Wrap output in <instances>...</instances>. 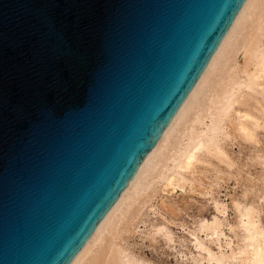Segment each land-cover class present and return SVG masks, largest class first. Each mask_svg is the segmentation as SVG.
Returning a JSON list of instances; mask_svg holds the SVG:
<instances>
[{
  "label": "water",
  "instance_id": "water-1",
  "mask_svg": "<svg viewBox=\"0 0 264 264\" xmlns=\"http://www.w3.org/2000/svg\"><path fill=\"white\" fill-rule=\"evenodd\" d=\"M245 0H0V264H70Z\"/></svg>",
  "mask_w": 264,
  "mask_h": 264
},
{
  "label": "bare ground",
  "instance_id": "bare-ground-1",
  "mask_svg": "<svg viewBox=\"0 0 264 264\" xmlns=\"http://www.w3.org/2000/svg\"><path fill=\"white\" fill-rule=\"evenodd\" d=\"M233 118L237 133L258 143V129L264 127V0H245L182 105L70 264H149L124 246V232L134 233L135 221H145L144 208L158 188L170 192L184 187L187 172L205 156L224 151L226 122ZM260 157L264 164V155ZM214 202L216 211L226 212V203L217 198ZM235 206L239 243L233 244L218 214L203 218L198 231L192 232L196 245L206 252L202 259L212 264H264L261 209L254 202L237 201ZM199 232L227 237L228 249L214 251ZM166 237L172 239V234Z\"/></svg>",
  "mask_w": 264,
  "mask_h": 264
},
{
  "label": "rangeland",
  "instance_id": "rangeland-1",
  "mask_svg": "<svg viewBox=\"0 0 264 264\" xmlns=\"http://www.w3.org/2000/svg\"><path fill=\"white\" fill-rule=\"evenodd\" d=\"M239 55L242 62V53ZM232 121L226 122L224 151L205 156V161L187 172L184 187L178 185L170 192L158 188L144 208L141 219L145 221H135L134 233L124 232L122 243L138 258L149 264H212L202 259L206 252L196 245L192 232L198 231L203 218L212 219L218 214L224 220V231L237 245L240 231L237 201L258 205L264 224V164L260 157L264 155V127L258 129L257 143L241 137L235 130L237 120ZM216 198L226 203L225 213L216 211ZM169 232L172 239L166 237ZM199 234L214 251L228 249L224 244L227 237L217 239L215 235Z\"/></svg>",
  "mask_w": 264,
  "mask_h": 264
}]
</instances>
